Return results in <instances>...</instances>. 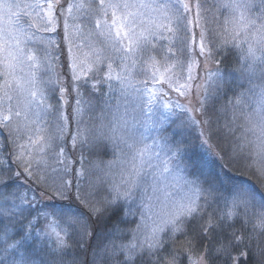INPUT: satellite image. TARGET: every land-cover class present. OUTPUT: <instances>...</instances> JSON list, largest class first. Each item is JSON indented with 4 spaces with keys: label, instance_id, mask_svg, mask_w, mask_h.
Masks as SVG:
<instances>
[{
    "label": "snow or ice",
    "instance_id": "6c2138e0",
    "mask_svg": "<svg viewBox=\"0 0 264 264\" xmlns=\"http://www.w3.org/2000/svg\"><path fill=\"white\" fill-rule=\"evenodd\" d=\"M34 6L43 11L42 15L37 13L39 25L29 24L35 32L23 26L15 30L7 27L0 43V252L4 253L0 260L4 264H34L28 255L29 244L35 249L54 234L59 250L54 264H88L79 258L65 262L64 252L74 247L73 237L86 250L92 218L119 217L121 212L125 217L137 215L128 205L139 197L140 221L130 229L132 240L113 241L106 247L108 264H184V259L187 264H246L253 254L254 239L264 238V192L223 174L222 168L220 172L205 170L204 161L196 154L183 159L187 146L180 140L171 142L156 132L152 143L147 142L153 131L148 113L155 114L151 105L158 95L166 98L154 85H166L187 101L167 100L162 105L168 111L169 105H174L185 114L177 127L198 126L201 147L221 159L254 155L264 178V83L258 92L240 93L234 104L229 101L234 115L241 106L246 110L249 103L255 105L251 112L240 113L246 122L244 133L232 141L231 156L227 145L220 144L219 129L213 127L207 114L205 85L212 81L223 87V77L219 67L208 68L220 60L204 29L199 33L198 52L206 74L200 76L195 69L197 45L195 36L187 33L192 31L189 25L201 27L207 11L203 3L195 5V17L190 16L188 0H169L159 6L137 0H46L44 4L37 0ZM254 6L260 9L259 24L246 15ZM13 7L0 4L5 13H11ZM219 7L233 15L220 26L215 49L222 50L234 41L238 48L246 43L247 47L241 48L247 65L244 71L254 77L257 63L264 66V0H222ZM145 9L159 15H149ZM61 25L63 36L59 40L43 41L36 36L41 31L60 36L57 29ZM165 31L184 33L178 48L160 43L168 39ZM241 32L245 34L243 41L238 39ZM25 40L36 41L38 47L26 52ZM116 58L121 61L123 75L113 77ZM104 67L108 74L101 79ZM37 71L47 73V79L38 83ZM260 71L264 78V67ZM132 76L138 78L135 83ZM113 79L118 80L122 94H131L139 103L123 113L118 106L107 124L81 129L84 92L96 91L103 83L115 90ZM43 84L52 85L51 103L44 99ZM193 94L198 103H193ZM73 96L74 104L70 102ZM144 96L148 98L146 110ZM41 112L51 117L43 125ZM69 143L73 150L80 149L79 167L67 150ZM109 145L115 158L107 164L91 165L107 178L108 194L98 198L93 195V184L87 188L82 185L89 173L83 149L86 146L93 154L106 155ZM181 164L191 169L194 179L185 180V184L193 195L170 206L165 202L164 173L180 180L175 169ZM214 200H223L228 210L210 211ZM253 209L258 210L250 217ZM241 219L243 223L237 228ZM249 223L251 232L247 230ZM11 228L16 229L14 236ZM9 249L18 255L6 260ZM258 251L259 264H264V246ZM91 264H96L95 259Z\"/></svg>",
    "mask_w": 264,
    "mask_h": 264
},
{
    "label": "trees",
    "instance_id": "16d2710c",
    "mask_svg": "<svg viewBox=\"0 0 264 264\" xmlns=\"http://www.w3.org/2000/svg\"><path fill=\"white\" fill-rule=\"evenodd\" d=\"M221 2L222 0H191V3L195 5L197 3H203L204 7L207 9V11L203 12L202 19L204 25L202 29L205 30L208 40L212 41V45L210 46L214 47V50H217L219 53L216 59L220 60V64L212 62V65L221 69L223 87H219L217 85L212 87L205 108L208 116L213 120V127H218L219 129L217 135L219 137L220 144L227 145L229 155L231 156L232 141L244 133V125L246 122L243 115L240 113L243 111L251 112L255 105L249 103L246 110L241 106L240 111L236 112L234 115L233 108L229 106V101H232L234 104L235 99L240 96V93H247V95H251L252 91L258 92L259 86L264 83V78H262L260 71V69L264 66L257 63L256 74L254 77H250L244 71L247 65L241 58V48H243L242 45L238 48L236 47L234 41L222 50L215 49L216 43L220 41V26L223 24L226 17H230V11L228 9L219 7ZM258 22L260 23L261 21L258 20ZM188 27L191 28L192 31L188 32L187 35L195 36V44L197 45L193 59L200 62L203 60V57H200L198 52L199 33L201 28H196L194 25H189ZM57 30L60 32V36H56L54 33L53 37L54 39L59 40L63 36L62 25L58 27ZM170 34L174 41H170L168 38L167 41L162 40L160 43L168 44L172 42V44L178 48V39L181 35H184V33ZM189 43H192V41H189ZM36 47H38L36 42L26 43V51L34 50ZM57 70L61 72L63 71V69ZM107 74L108 69L104 67V71L100 74V78L103 79V77ZM41 86L44 88L45 101L51 103L52 85L43 84ZM213 88H215V95L212 94ZM108 91V84L103 83L99 85L96 91L89 90L84 92L83 97L88 104L86 118L88 120L89 129L99 126L101 122L107 124L112 119L111 114L115 111V107L112 106V103H110ZM244 99L247 101V96H245ZM70 102L73 104L75 103L74 96L70 97ZM69 111H71V109H69ZM195 115L199 116L200 114L195 113ZM181 118L183 117L178 116L173 119L171 123L160 129L159 134L169 137L171 142H175L177 140L184 142L187 146V151L183 154V159H187L191 155L196 154L204 161L205 170L220 172L222 168L223 174L232 177L238 182L242 181L248 183L250 186H254L258 192H264V178L260 176V161L257 157L254 155L246 158L231 156L230 159L226 156L224 159H221L219 155L213 156L209 152H206L200 145V128H194L192 126L177 127L180 124ZM50 119L51 117L49 115L41 112L40 122L42 125L45 121ZM249 136L254 139V137L251 136V133H249ZM214 151L218 150L214 149ZM83 152L84 156L87 158L85 163L89 165V173L87 174L89 179H86L85 181L87 184L91 183L94 185V188L92 189L94 196L103 198L108 194L107 178L103 172L92 168L91 165L101 161L104 164H107L109 161L113 160L115 157L111 146L109 145L106 155L102 154L98 156L93 154L86 146L84 147ZM169 167L172 168L173 166L169 165ZM175 171L181 174L185 180L191 181L194 179L193 175H191V169L185 167L183 164H181L179 168H176ZM26 187L27 185L25 184V188ZM21 191H23V189ZM128 206L136 210L137 215L125 217L123 212H121L119 217L114 214L106 219L96 220L95 218H92V222L90 224V231L92 235L91 238L87 240V249L85 250L81 247L79 242L75 239V237H73L72 242L74 247H70L64 252L65 262L72 261L74 258H79L81 260L88 261V264H91L93 259H95L96 264H108V257L105 252V248L109 247L113 241L117 243H128L132 240V232L130 229H134L136 224L140 221L139 209L136 208L138 206L135 204V201L131 202ZM83 210L87 215V210ZM209 210H214L217 213H220L226 212L228 209L223 200H214ZM257 210L258 209L251 210L249 213L250 217ZM3 222L7 223V221ZM242 223V219L238 220L236 222V227L240 228ZM247 230L249 232L252 231L251 223L248 224ZM15 231V228H11L10 235L14 236ZM259 246H264V238L256 237L254 239L253 254L246 264H259ZM40 247L43 248V251L40 250ZM40 247L33 249L31 244H29L28 255L34 264H54V261L59 259L57 255L59 250L56 245L54 234H50L46 237ZM9 253L10 254L5 257L6 260H11L13 257L18 255L13 249H9ZM0 256H4V253L0 252ZM182 259L184 258L182 257ZM0 264H4V260H0ZM184 264H187L186 259H184Z\"/></svg>",
    "mask_w": 264,
    "mask_h": 264
},
{
    "label": "rangeland",
    "instance_id": "374dc122",
    "mask_svg": "<svg viewBox=\"0 0 264 264\" xmlns=\"http://www.w3.org/2000/svg\"><path fill=\"white\" fill-rule=\"evenodd\" d=\"M36 2H37V0H0V4L10 3V4H13L15 6L12 8L11 13H5L2 9H0V43L3 42V39L6 36L5 29L7 27H12L15 30L16 28L23 26L27 31L35 32V29L30 28L29 24L36 23L37 25H39L41 23V21H40V16H38L37 13H40L41 15L43 14V11L41 9L35 8L34 5L36 4ZM39 2L41 4H44V3H46V0H39ZM137 2L152 3L156 6H159L161 4L168 3L169 0H137ZM188 2L192 5V12H191L190 16L195 17V14H196L195 4H192L191 0H188ZM144 11L149 15H153V16L159 15V13L153 12L151 9H145ZM260 14H261L260 9L258 7H255V6L250 11H248L246 13L247 17L249 19L256 20L257 24H259L258 17L260 16ZM231 15H233V14L230 13V16ZM165 22H167V21H165ZM174 24H175V22H173V26H174ZM203 25H204L203 19H201V27H200L201 29L203 28ZM164 34L170 39V41H174V39L170 33H167L165 31ZM53 35H54V33H44L42 31L39 33H36L37 38L40 40H43V41H47L49 39H54ZM169 35H170V37H169ZM244 35L245 34L243 32H241L238 39L240 41H243ZM28 42L35 43L36 41L25 40L24 44H23V47L25 48V50H26V43H28ZM241 45L243 46V48L247 47L246 43H241ZM120 65H121L120 59L116 58L115 62L113 63V69L111 71V75L113 77H117L118 74L123 75V71H122ZM208 68H210L212 70L216 69V67H214L212 65V63H210L208 65ZM195 69L200 74V76H204L206 74L203 60L196 63ZM46 74L47 73H45L44 71H37L38 83L42 80L47 79ZM20 75H23V74L20 73ZM130 79L132 80L133 83H135L136 79H138V78L135 76H132V77H130ZM111 83L115 86V90L109 89L108 96H109L110 103L113 104L112 106L115 107V110L119 106L120 112L123 113L125 108L134 107L137 103H139V101H137L135 99V97L132 96L131 94H128V95L122 94L123 90L121 89V86H120L117 79H113L111 81ZM213 86H214V84L212 83V81H208V83L205 85V87L208 89V92L204 94L207 96V99H209V95L211 93V89ZM154 87L156 89H159L160 92H165L166 98L159 97V95H158L157 99L155 101H153V103L151 105L152 111L155 114L152 115L151 113H148V115H151V126L153 129V131L149 133L150 139L147 141L148 143H152L151 136L154 133H156V132L159 133L160 129H162L165 125L171 123V121L173 119L177 118L178 116H181V117L185 116L184 113L180 112L178 109H175L174 105H169V108L171 109V111L165 110L162 107V105L164 103H166L167 100H171L174 103H177V102L185 103V104L187 103V101H185L183 99V97H180L178 93L173 92L171 89H168L166 85L164 87H161L160 85H154ZM128 91L130 93L132 90L129 89ZM191 98L193 100V103H198L195 100L194 94ZM83 99H84V97H83ZM147 99H148L147 96H144L142 98L143 106H144L145 110L149 107V105L147 104ZM37 102L41 103V101L39 100V97L37 98ZM87 106H88V104L84 99V104L82 105L83 110H82V114L80 117L81 129H89L88 128V120L86 118L87 117V110H88ZM172 111H175V115L172 114ZM165 117H167V119H165ZM192 127L197 128L198 126L192 125ZM75 128H76V125H75V123H73L72 124V131L73 132H75ZM254 139H255V137H254ZM67 150H68L69 154L72 155L74 157V159L77 161V163L75 164V167H79L80 149L73 150L71 147V144L69 143ZM176 173L181 177L180 180H175L171 176H169L168 173H164V177L166 178L165 183L167 184V187L165 188V192L167 193V199L165 200V202L169 203L170 206L172 204L179 205L181 203H184L185 202L184 198L186 196L193 195V190H190L189 185L185 184L184 177L181 174H179L177 171H176ZM86 179H89V177L87 175L82 180V185L85 188H87L89 186V184H87L85 181ZM149 193H151V189H149ZM74 194L75 193L73 192V195ZM135 204L138 206L139 197H137V199L135 200ZM136 208H138V207H136Z\"/></svg>",
    "mask_w": 264,
    "mask_h": 264
}]
</instances>
